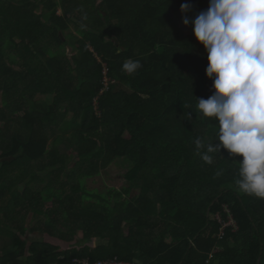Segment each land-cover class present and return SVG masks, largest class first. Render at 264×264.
<instances>
[{"label":"trees","instance_id":"1","mask_svg":"<svg viewBox=\"0 0 264 264\" xmlns=\"http://www.w3.org/2000/svg\"><path fill=\"white\" fill-rule=\"evenodd\" d=\"M184 3L209 0H0V264H264V199L235 183L243 157L196 154V138L216 141L215 124L192 112L214 89L203 45L178 18ZM127 59L142 67L125 73ZM122 159L129 187L88 201L85 179ZM47 168L77 178L80 194L66 197L64 183L34 192ZM30 218L44 236L31 246Z\"/></svg>","mask_w":264,"mask_h":264},{"label":"clouds","instance_id":"2","mask_svg":"<svg viewBox=\"0 0 264 264\" xmlns=\"http://www.w3.org/2000/svg\"><path fill=\"white\" fill-rule=\"evenodd\" d=\"M183 24L192 25L207 54V77L213 94L197 98V118L216 126L215 143L196 138V154L211 164L212 153L226 149L239 161L238 189L264 199V0H209L206 10L190 19L192 5H181ZM142 64L127 59L122 71L134 74ZM192 119L191 113L188 114ZM216 175H221L218 170Z\"/></svg>","mask_w":264,"mask_h":264},{"label":"rangeland","instance_id":"3","mask_svg":"<svg viewBox=\"0 0 264 264\" xmlns=\"http://www.w3.org/2000/svg\"><path fill=\"white\" fill-rule=\"evenodd\" d=\"M101 2H102V0H100V3ZM191 5H192V11L187 13V15L190 19H194L196 14H198L201 11L206 10L209 6L208 5L205 7H200V6H197L195 4H191ZM58 15H63V11L61 8H59V10H58ZM184 15H185L184 13H181L178 15V18L183 19ZM69 25H70L73 32H77L79 27H80V25H78V23L76 21H70ZM17 41L21 42L18 39H17ZM11 58L16 60V61H19L18 58L14 54H11ZM0 106H3L1 95H0ZM68 115H70V114H68ZM68 118H69V116H68ZM67 148H68L67 145H62V148L60 149V153L66 154ZM47 160H49V159L44 158L42 161H40L39 164L41 166H43V164ZM71 165H73L72 162L67 163L66 166H71ZM77 171H79V173H81L82 171H85V168H83V167L77 168ZM125 175H126L125 170H122L119 167L118 168L117 167H111V168L103 171L102 174L99 176L94 175L90 178H86L84 181V187H85L86 193H88V196H86L89 199L88 201H90V197L92 195H98L99 193H102V192L106 191L107 189L121 192L123 190V188L129 187L130 184L126 180ZM40 176H41L39 179L40 182L37 185L32 186V190L34 192H38L39 190L42 189V187H46V186H53V188H56L57 190H61L63 188V185H62L63 183L66 184V187L63 190L65 192L66 197L67 196H73V195L75 196L77 193L80 192L79 185L77 183V178H74V179H73V177L71 179L67 178V176L64 175L63 172L55 173L53 175V174H49V168H47L44 171L40 172ZM23 187L24 186H22V188ZM124 197L126 198V195H124ZM77 198H79V196H77ZM91 201H96V199H92ZM76 202H78V200ZM50 205H51V203L43 204V207H44L42 209L43 212L47 208H49ZM41 215H43V214H41ZM39 216H40V214H39ZM40 218H42V216H40ZM28 226L30 227V229H28V232L25 234L23 239L29 243V246H31L32 243H41L44 240L43 233L40 231L41 230L40 228L42 227L41 222H38L35 219L30 218V222H29ZM124 233H125L126 237H128L130 234V231H129L127 226L124 229ZM77 238L83 239V233L79 232Z\"/></svg>","mask_w":264,"mask_h":264},{"label":"built area","instance_id":"4","mask_svg":"<svg viewBox=\"0 0 264 264\" xmlns=\"http://www.w3.org/2000/svg\"><path fill=\"white\" fill-rule=\"evenodd\" d=\"M107 73H108L107 69H104V76H105L103 80L104 89H108L110 83H112L111 79L108 78ZM227 212L230 213V210L228 208H227ZM229 226L236 228V224L231 215H230V221L228 223H224V228H223V233H222L223 237L225 236L224 229ZM70 264H132V263L128 261L119 260L117 258L107 259V260H97V261L92 262L88 258V259H73L71 260Z\"/></svg>","mask_w":264,"mask_h":264},{"label":"crops","instance_id":"5","mask_svg":"<svg viewBox=\"0 0 264 264\" xmlns=\"http://www.w3.org/2000/svg\"><path fill=\"white\" fill-rule=\"evenodd\" d=\"M70 115H67V120H71V118H72V113L70 112L69 113ZM68 116H69V118H68ZM111 167H119V168H121L122 170H125L126 171V174H127V172L129 171V169H130V166L128 165V163H126L125 162V160L124 159H122L118 164L116 163V164H113ZM110 167V168H111ZM122 191H124V188H123V190ZM169 242V241H168ZM219 263V262H218Z\"/></svg>","mask_w":264,"mask_h":264},{"label":"water","instance_id":"6","mask_svg":"<svg viewBox=\"0 0 264 264\" xmlns=\"http://www.w3.org/2000/svg\"><path fill=\"white\" fill-rule=\"evenodd\" d=\"M15 159V157H9V158H4L3 159V162H5V161H13ZM216 203V202H215Z\"/></svg>","mask_w":264,"mask_h":264}]
</instances>
